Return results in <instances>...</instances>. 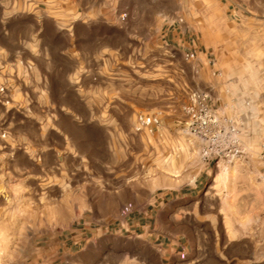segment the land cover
<instances>
[{
	"label": "rangeland",
	"instance_id": "374dc122",
	"mask_svg": "<svg viewBox=\"0 0 264 264\" xmlns=\"http://www.w3.org/2000/svg\"><path fill=\"white\" fill-rule=\"evenodd\" d=\"M7 2L5 43L45 80L20 72L0 107L37 159L31 196L0 201V264H264V0ZM193 91L240 127L246 159H202Z\"/></svg>",
	"mask_w": 264,
	"mask_h": 264
},
{
	"label": "crops",
	"instance_id": "0c3cea01",
	"mask_svg": "<svg viewBox=\"0 0 264 264\" xmlns=\"http://www.w3.org/2000/svg\"><path fill=\"white\" fill-rule=\"evenodd\" d=\"M22 1V0H19ZM30 1V0H28ZM35 2V1H34ZM35 7L32 12L27 13V16L32 17L35 24H42L45 20L43 17L36 16L40 7L39 3H32ZM0 6L2 13L8 12L9 3L7 0H0ZM38 9V10H36ZM40 14V13H38ZM14 16L24 17L22 13ZM35 29L31 33V37L35 34ZM8 31L6 29L0 30V107L5 109V104H11L19 95L17 92V83L23 78L19 76L20 72L26 71L34 76V80H45V75L42 72L41 67L35 60H23L20 54L25 51V48H21V43L17 42L16 49L10 48L5 43ZM34 54V53H32ZM35 57V56H34ZM22 59V60H21ZM23 81V80H22ZM6 100V101H5ZM6 110V109H5ZM19 128L14 127H0V201L5 203L8 199H12L17 196L16 188H21V183L28 185V194H24V197L31 196V178L35 183L37 159L36 153L31 150V140L22 143L20 137ZM7 135V138L6 136ZM6 139L11 140L12 146ZM16 145V146H15ZM51 147V143L50 146ZM35 150V149H34ZM47 152V151H46ZM32 171V172H31ZM187 197H180L178 203L181 205L186 204ZM191 240H185L176 244L177 248H185L191 246ZM176 248V250H177ZM226 259L222 258L220 254H206L199 255L197 258L191 257L184 264H228ZM173 264V263H171Z\"/></svg>",
	"mask_w": 264,
	"mask_h": 264
},
{
	"label": "built area",
	"instance_id": "2783aa9c",
	"mask_svg": "<svg viewBox=\"0 0 264 264\" xmlns=\"http://www.w3.org/2000/svg\"><path fill=\"white\" fill-rule=\"evenodd\" d=\"M184 58L191 62L195 59V54L193 52L185 53ZM210 102L209 92L193 91L190 93L188 103L182 109L189 132L200 142L202 159L204 161L222 160L227 163L246 159L248 153L241 143L242 131L240 127L231 119H221L217 115V111L212 109ZM144 120L146 119L144 118ZM150 120L147 118L146 122L149 123ZM261 147L264 149V137ZM262 181H264V177Z\"/></svg>",
	"mask_w": 264,
	"mask_h": 264
}]
</instances>
